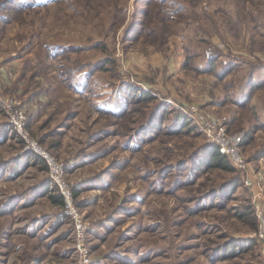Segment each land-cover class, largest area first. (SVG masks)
I'll return each mask as SVG.
<instances>
[{
    "label": "rangeland",
    "instance_id": "rangeland-1",
    "mask_svg": "<svg viewBox=\"0 0 264 264\" xmlns=\"http://www.w3.org/2000/svg\"><path fill=\"white\" fill-rule=\"evenodd\" d=\"M260 69L264 0H0V264H264Z\"/></svg>",
    "mask_w": 264,
    "mask_h": 264
},
{
    "label": "built area",
    "instance_id": "built-area-1",
    "mask_svg": "<svg viewBox=\"0 0 264 264\" xmlns=\"http://www.w3.org/2000/svg\"><path fill=\"white\" fill-rule=\"evenodd\" d=\"M205 134L211 143L219 147L220 153L229 157L236 167L246 168L245 158L241 152V144L245 136L244 132L228 133L224 124L219 123L215 118H210L205 123ZM61 193L64 202L71 201L70 194L65 192L63 188ZM262 225L264 227V218L262 219ZM77 229L79 231L82 230V225L79 224ZM79 238H83L81 234H79Z\"/></svg>",
    "mask_w": 264,
    "mask_h": 264
},
{
    "label": "crops",
    "instance_id": "crops-1",
    "mask_svg": "<svg viewBox=\"0 0 264 264\" xmlns=\"http://www.w3.org/2000/svg\"><path fill=\"white\" fill-rule=\"evenodd\" d=\"M246 90L249 91V98L247 100L254 103L256 110H258L257 115L260 123L264 125V69H260L258 72H252L248 75ZM239 102L240 101L237 103Z\"/></svg>",
    "mask_w": 264,
    "mask_h": 264
},
{
    "label": "trees",
    "instance_id": "trees-1",
    "mask_svg": "<svg viewBox=\"0 0 264 264\" xmlns=\"http://www.w3.org/2000/svg\"><path fill=\"white\" fill-rule=\"evenodd\" d=\"M247 137H248V140H249L250 139V134H247L246 138ZM245 141H246V139L244 140V144L246 143ZM212 154L215 157H218V160H220V162L217 164L216 167H223V168L228 169V166H226L225 162H223V160H222V159H227V157L220 153L219 147L217 145L214 146V148L212 149ZM257 155L262 157L264 155V153L260 152ZM49 197H50V200L52 201V203H54V204L63 205L65 203L63 197L60 194H51Z\"/></svg>",
    "mask_w": 264,
    "mask_h": 264
}]
</instances>
